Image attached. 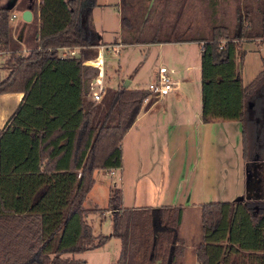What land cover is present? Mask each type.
<instances>
[{"label":"trees","instance_id":"obj_1","mask_svg":"<svg viewBox=\"0 0 264 264\" xmlns=\"http://www.w3.org/2000/svg\"><path fill=\"white\" fill-rule=\"evenodd\" d=\"M3 1L0 48L14 58L0 94L23 93L24 99L0 134V264H85L75 256L112 237L122 246L115 264H175L182 207L126 208L122 192L111 188L112 235L94 236L88 222L94 210L84 203L96 172L122 167L125 136L157 100L144 105L150 93L124 85L107 87L99 102L90 98L97 70L84 64L85 57L103 46L92 17L97 0H28L25 7L39 16L27 55L16 54L20 44ZM256 2H248L245 17L237 8L234 30L214 26L206 38L181 39L203 43L204 121L242 123L251 198L202 205L203 238L195 252L200 264H264V70L244 87L237 69L241 42L259 39L264 47V0ZM125 24L122 13L123 33ZM122 42L138 43L127 35ZM62 48L79 54L63 58ZM252 141L259 157L252 155Z\"/></svg>","mask_w":264,"mask_h":264},{"label":"crops","instance_id":"obj_2","mask_svg":"<svg viewBox=\"0 0 264 264\" xmlns=\"http://www.w3.org/2000/svg\"><path fill=\"white\" fill-rule=\"evenodd\" d=\"M15 3L13 0H5L1 5L12 11ZM27 10L32 13L30 22L23 20V13ZM20 12V22H16L18 30H13V36L20 44L16 54L27 55L35 45L33 33L38 25L36 19L39 12L25 6ZM92 17L95 30L103 44L100 51L112 48L116 43L124 47L142 45L122 42V0H97ZM17 18L18 15L13 13L12 21L15 22ZM210 29L211 27H208V31ZM150 41L143 46H146L144 52L149 51L158 59V69L156 66L154 72L157 73L160 66L174 70V77L179 86L174 92L157 99L150 107H145L123 140V165L117 170L124 207L127 208L124 204L126 186L133 190L134 195V204L130 208L180 207L179 205L188 204L201 210L202 205L208 203L250 200V196H247L246 162L243 158L242 123L235 120L206 122L203 118V43L181 40ZM259 42L258 39L256 42L240 44L242 56L237 63H241L238 71L244 87L264 70V47ZM11 54L13 55L12 51H3L0 48V81L5 79L2 76L5 73L2 66L11 59ZM78 54L79 50L76 56ZM249 56H254L253 61L250 62ZM88 61L90 60H86L84 64L88 65ZM8 73H5V76ZM133 81H123V85L129 90L139 89L129 86ZM23 99V93L0 94V134ZM237 133L241 137L243 163L234 168L232 162L226 160L231 156V151H228L226 146L227 141ZM125 142L128 143L127 152ZM185 157L193 159L194 168L189 175L184 174ZM98 172L95 174L97 187L98 181L101 182L97 179ZM147 199L152 202L147 204ZM103 215L104 220L111 222L108 234L110 236L113 233L111 212L106 211ZM114 239L116 238L112 237L109 241ZM197 248L198 246L195 252ZM181 255L177 260H181ZM77 256L79 255L75 258ZM194 264H200L197 258L194 259Z\"/></svg>","mask_w":264,"mask_h":264},{"label":"rangeland","instance_id":"obj_3","mask_svg":"<svg viewBox=\"0 0 264 264\" xmlns=\"http://www.w3.org/2000/svg\"><path fill=\"white\" fill-rule=\"evenodd\" d=\"M13 1H16V3L10 14V22L13 30H18L16 22H20V11L26 6L28 0ZM206 1L207 2H205V0H123L122 13L128 20V24L124 26L122 38L124 35L128 37L131 36L134 42H138L142 45L124 47L123 45H116L120 44L116 43L112 49L114 52L111 50L109 51L108 48L101 50L103 56L108 59L106 62L105 77L107 87L118 88L123 85V81L127 82L132 79L134 81L129 85L131 88L138 87L142 90L147 89L150 83L157 80L158 71L156 73L154 69L156 66L158 69V59L157 57H153L149 51L144 52L146 46L143 45H145V43L155 37L161 40H181L192 37L203 39L208 37V27L212 28L214 26H227L231 30H234L237 24V8L240 6L242 16L245 17V9L248 2L251 1L253 5L257 4L256 0ZM261 3L260 0V4ZM13 13H16L19 17L15 22L12 21ZM117 49L118 51L116 52ZM95 51H97L95 57L93 54H89L85 58L94 60L99 54L100 47L95 49ZM238 56L241 57L242 53H238ZM249 57L250 62L253 61L254 56ZM13 58L14 55L11 54V59ZM10 60L2 66L5 73H10L8 69ZM239 67L241 68L240 62L237 64V69ZM5 73L2 75L4 78L7 77ZM90 98L92 99V94H90ZM261 107V105H257L253 111V115H255L256 118L259 117ZM247 120L251 121L252 119ZM256 143L255 141V143L252 144V151H254L253 154L255 156L259 157L260 152L255 150ZM191 144L193 145V142H191ZM125 147L127 152V142H125ZM123 148L122 146V150ZM226 149L231 151V156L226 160L227 162L231 161L234 168L240 163H243L241 137L238 133L231 140L227 141ZM164 160L165 159H163V161ZM184 162V174H192L194 168L193 159L185 157ZM247 167L246 164V174ZM112 171H114V174L109 171L98 172L97 179L101 180V182L98 181V187L95 185L84 203L85 209L94 210L88 217V222L92 225L94 236H108L111 230V222L104 220L105 217H103V214H106V211H108L107 208L111 188H116L121 191L119 171L117 169H113ZM99 176L100 178H98ZM125 194L126 201L124 204L127 208H130L132 204H134L133 190H129L128 186H126ZM145 202L143 203L146 204ZM151 202L152 200L147 199V204ZM179 206L182 207L183 210V221L181 220L182 224L180 223L178 227L177 238L179 247L178 250L176 249V253L177 257L179 256L180 259V253L182 252L183 254L181 256L183 257L181 260H177L178 258L176 257L175 264H194V259L196 258L195 249L200 245L203 238L201 210L194 209L192 208L193 205L188 206V204H186V206ZM133 209L138 210L141 208L136 207ZM120 253L121 241L116 238L107 242L102 247L77 256V258L84 260L85 264H115L120 258ZM158 262L159 260L152 264H158ZM133 264L137 263L134 262Z\"/></svg>","mask_w":264,"mask_h":264},{"label":"built area","instance_id":"obj_4","mask_svg":"<svg viewBox=\"0 0 264 264\" xmlns=\"http://www.w3.org/2000/svg\"><path fill=\"white\" fill-rule=\"evenodd\" d=\"M108 49L109 51L111 50L112 52H114V50H112L113 47H109ZM78 50L79 49L77 48H62L60 50V53L62 57H74L77 55ZM117 51L118 49L116 50V52ZM107 61L108 59H106V57L103 56L102 51H100L98 56L94 60H90L87 63L91 64L90 66L97 70V76L90 84L92 99L96 102H99L102 99L107 89L105 78ZM178 86L179 83L174 77V70L166 66H160L158 70L157 80L150 83L148 85V88L145 89V91H148L150 94L149 97L144 100V105L148 104L151 98L161 99L166 95L174 92ZM110 172L114 174V171L111 170Z\"/></svg>","mask_w":264,"mask_h":264},{"label":"water","instance_id":"obj_5","mask_svg":"<svg viewBox=\"0 0 264 264\" xmlns=\"http://www.w3.org/2000/svg\"><path fill=\"white\" fill-rule=\"evenodd\" d=\"M23 20L25 22H30L32 20V13L29 10L24 11V13H23ZM88 65L90 66L91 64H88Z\"/></svg>","mask_w":264,"mask_h":264}]
</instances>
